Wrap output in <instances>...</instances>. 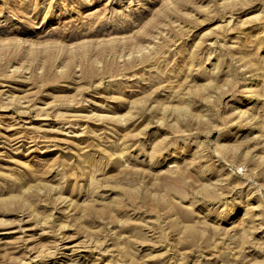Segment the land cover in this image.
<instances>
[{"label":"rangeland","instance_id":"obj_1","mask_svg":"<svg viewBox=\"0 0 264 264\" xmlns=\"http://www.w3.org/2000/svg\"><path fill=\"white\" fill-rule=\"evenodd\" d=\"M0 264H264V0H0Z\"/></svg>","mask_w":264,"mask_h":264}]
</instances>
